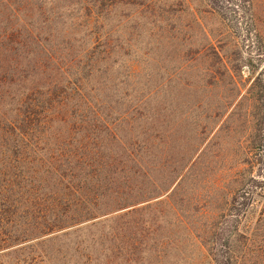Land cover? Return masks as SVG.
Returning <instances> with one entry per match:
<instances>
[{
    "label": "trees",
    "instance_id": "16d2710c",
    "mask_svg": "<svg viewBox=\"0 0 264 264\" xmlns=\"http://www.w3.org/2000/svg\"><path fill=\"white\" fill-rule=\"evenodd\" d=\"M207 1L219 16L227 13L221 4L240 15L251 11V0ZM147 2L153 4L152 0H0V84L5 86L0 98L4 99L9 86L30 83L16 96L9 121L2 120L10 129L3 147L5 159L8 155L20 159L0 167V223L9 216L14 232L26 224L22 210L28 209L15 204L13 190L19 188L25 203L29 197L38 202L28 187L32 183L43 190L50 185L37 207L50 225L39 236L120 211L124 213L118 218L123 219L141 211L137 206L169 192L166 199L176 213L173 226L194 232L213 264H248L235 246L238 238L251 242L256 231L246 224L259 204L264 214V77L258 74L241 95L234 80L241 67H226L222 53L205 38L218 68L205 72L208 83L202 82L198 91L188 79L177 90L172 74L161 73L149 81L133 70L124 76V87L122 81L111 92L95 87L96 76L109 80L108 61L115 64L124 57V44L118 40L124 31L110 29L112 17H121L124 10L138 12ZM156 20L163 32L160 36L166 35L160 42L166 38L170 54L182 64L192 44L172 40L165 20ZM175 32V39L183 34L179 28ZM114 33L115 41L105 42ZM130 54L138 58L136 50ZM220 65L234 84L233 93L225 98L217 77ZM180 100L184 106H177ZM51 115L54 121L64 117L59 121L65 134L50 138L51 145L42 153L34 135ZM175 115L181 119L170 127ZM231 126L241 127L237 140L241 168L234 173L225 201L211 205V211H199L200 194L193 191L205 170V156L223 129ZM214 128L212 140L207 141ZM176 147L177 155H173ZM29 166H34L42 182H34ZM140 226L139 222L134 231Z\"/></svg>",
    "mask_w": 264,
    "mask_h": 264
},
{
    "label": "rangeland",
    "instance_id": "374dc122",
    "mask_svg": "<svg viewBox=\"0 0 264 264\" xmlns=\"http://www.w3.org/2000/svg\"><path fill=\"white\" fill-rule=\"evenodd\" d=\"M152 1L153 4L147 2L145 8L138 12L124 10L121 17H112L109 22L110 29L116 33L121 29L124 31L118 34V40L124 44V57H120L115 64L112 60L108 61L107 65L112 66L108 72L109 80L104 79L105 75L100 78L96 76L95 87L111 92L118 88L120 81L124 87V76H128L130 70H133L149 81L158 78L161 73L172 74L175 77L173 85L177 90L182 87L183 80L188 79L193 89L198 91L202 82L208 83L203 77L205 72L218 68L210 55L205 38H209L211 44L222 53L221 60L226 67H241L234 73L235 85L241 89V95L245 94L258 74L264 77V0H251V11L245 15L232 13L229 6L221 4L223 11H227L221 16L213 12L207 0ZM158 17L165 20L166 34L172 35V40L181 41L188 47L192 44L185 50L182 64L178 63L174 54H170L171 45L166 38L160 42L166 35L160 36L163 32L158 29ZM12 21L14 19H10V22ZM176 28L183 31L178 39H175ZM171 29L172 31H169ZM116 33L107 37L105 42H114ZM94 42L101 46L104 44L97 39ZM195 49H199V53H196ZM133 50L138 53L137 59L130 54ZM99 67L104 68L101 63ZM222 71L220 65L221 74H217V77L222 96L225 98L229 93H233L234 84L229 83L227 74ZM137 78L139 77H135ZM29 86L28 82L11 85L5 89L4 99L0 98V113L5 112V117H0V128L4 127L0 131V167L3 162L14 165V161L20 159V156L14 159L9 155L5 159L3 147L8 142L10 129L2 120L9 121L16 96L21 95ZM4 88L5 86L0 84L1 92ZM237 103L238 99L235 105ZM182 105L184 106L181 100L177 102V106ZM63 118L58 116L54 121L52 115L48 116L45 123L36 128L34 137L37 138L36 142L40 145L42 153L47 150L44 147L51 145L50 138L65 134L63 124L59 121ZM237 118L235 116L233 120ZM179 119L181 118L178 115L171 118L170 127L177 125ZM234 127L236 126L229 129L225 127L220 138L214 141L207 157L205 156V170L195 187L197 191H193L195 195L200 194L197 209L199 211L204 210L203 208H209L211 211V205L225 201V193L231 191L230 182L234 180V173L238 167L241 168L238 165L240 149L237 144L241 127L237 126L236 130ZM215 131L214 128L207 141L212 140ZM177 149L178 147L174 148L173 155H177ZM24 158L32 160L29 155ZM27 170L30 177L35 179L34 182L43 181L34 166H29ZM28 187L32 189L31 193L34 191L39 201L34 202L29 197L25 203L19 188L13 190L15 204L21 209H28L22 210V217L25 214L27 222L18 232L10 228L9 216L0 223V264H213L194 232L173 226L175 211L166 199L169 192L148 204L137 206L141 211L125 215L123 219L118 218L124 213L120 211L88 224L39 236L46 233L47 225H50L45 219L43 209L37 208L38 203L46 199L45 194L50 185L46 190L35 183ZM190 191L191 189H187L186 192ZM261 208L259 204L246 224L249 225V230L254 228L256 231L251 237V242L246 243L245 239L238 238L235 246L237 255H245L248 264H264V214ZM192 213L199 212L192 209ZM139 222L141 226L134 231ZM123 224L124 228L119 229ZM29 227H32L31 230Z\"/></svg>",
    "mask_w": 264,
    "mask_h": 264
}]
</instances>
